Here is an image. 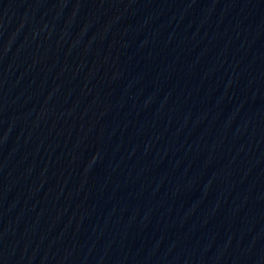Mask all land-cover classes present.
Returning a JSON list of instances; mask_svg holds the SVG:
<instances>
[{
	"label": "water",
	"instance_id": "1",
	"mask_svg": "<svg viewBox=\"0 0 264 264\" xmlns=\"http://www.w3.org/2000/svg\"><path fill=\"white\" fill-rule=\"evenodd\" d=\"M0 264H264V0H0Z\"/></svg>",
	"mask_w": 264,
	"mask_h": 264
}]
</instances>
